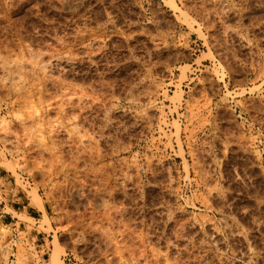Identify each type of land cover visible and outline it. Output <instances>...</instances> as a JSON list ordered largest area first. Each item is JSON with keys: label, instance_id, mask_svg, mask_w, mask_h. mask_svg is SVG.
<instances>
[{"label": "rangeland", "instance_id": "374dc122", "mask_svg": "<svg viewBox=\"0 0 264 264\" xmlns=\"http://www.w3.org/2000/svg\"><path fill=\"white\" fill-rule=\"evenodd\" d=\"M0 169V264H264V0H0Z\"/></svg>", "mask_w": 264, "mask_h": 264}, {"label": "crops", "instance_id": "0c3cea01", "mask_svg": "<svg viewBox=\"0 0 264 264\" xmlns=\"http://www.w3.org/2000/svg\"><path fill=\"white\" fill-rule=\"evenodd\" d=\"M2 172L3 169H0L1 174ZM6 174V177L0 175V178H2L5 183H8L9 177L15 178L13 173L7 172ZM8 194L9 195L7 198V202L4 204V208L9 209V211H6V215H3V217H5V221L14 224H19L21 227H24L27 231H30L32 237L34 234H36L33 239L36 241L37 245L45 246V240L47 237L49 239L51 233L41 229H37L39 225H36V227L34 226L30 230H28V227L30 226V219L42 221L45 218V215H48V217H50L52 208L51 204L46 200H42L40 206L44 208V210H42L43 208L41 209L39 205L35 204L32 198H30V196L23 189H20V193L17 192V190L9 189ZM19 216H23V218H20ZM39 242H41L42 244H39Z\"/></svg>", "mask_w": 264, "mask_h": 264}, {"label": "bare ground", "instance_id": "6f19581e", "mask_svg": "<svg viewBox=\"0 0 264 264\" xmlns=\"http://www.w3.org/2000/svg\"><path fill=\"white\" fill-rule=\"evenodd\" d=\"M172 6H173V4H172ZM33 196H34V201H36V204L39 205V207H40L41 203H42L41 198L39 197V195L35 191L33 192ZM40 208L42 209L43 207H40ZM42 210H44V208ZM44 223H46L48 225V227L51 228V220L48 217V215H45ZM60 252L61 251H60L59 245H57L56 249L52 253L51 261L49 264H58L61 262Z\"/></svg>", "mask_w": 264, "mask_h": 264}]
</instances>
